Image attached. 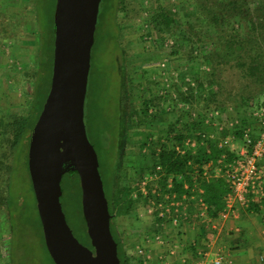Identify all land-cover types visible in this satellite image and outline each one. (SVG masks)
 <instances>
[{
	"label": "rangeland",
	"instance_id": "rangeland-1",
	"mask_svg": "<svg viewBox=\"0 0 264 264\" xmlns=\"http://www.w3.org/2000/svg\"><path fill=\"white\" fill-rule=\"evenodd\" d=\"M48 1L47 7L52 4ZM31 4L32 0H0V115L4 111L9 115L28 111L26 99L30 98L32 88L28 73L38 46ZM162 10L177 20L170 33L160 31L154 21ZM1 12L9 18H3ZM193 12L192 0H100L99 3L84 124L103 181L106 184L111 177L118 189L127 191L121 204L132 201L130 212H119L118 207L112 217L119 237L126 236L128 246L133 245L131 262H142L139 255L135 256L134 246L141 241V245L144 244L147 239L152 247L160 243L187 244L188 228L182 223L190 224V205L195 199L199 202L197 178L200 176L204 180V173L218 177L224 174L225 164L232 160L226 157L227 152L236 156L243 146L239 135L241 122L253 124L251 110L249 113L242 106L237 94L239 87H248L243 80H234L223 73L222 93L217 97L219 104L207 102L210 92L216 93L219 88L217 84L207 83L210 65L202 63L203 56L211 49L210 42L197 45L190 40L189 27L194 25V19L188 14ZM44 14L40 23L47 27L50 9ZM246 18L243 15L244 23ZM13 23L18 27H13ZM240 26L243 33L244 24ZM44 27L41 37L45 42L46 62L51 43ZM203 30L210 31V36L215 35L209 26ZM190 47L194 50L191 54ZM263 83L264 77L259 84L253 79L250 86L257 92L259 87L264 88ZM243 92H250V88ZM130 99L133 114L126 124L125 108ZM150 101L152 107L144 114L143 102ZM27 136L29 138L30 132ZM28 138L22 141L13 160L9 209L0 210V264H53L44 245L27 170ZM163 149L194 159L206 154L215 161L201 169L191 160L187 167L193 187L186 189L188 182L181 174L166 176L161 167L157 168L158 155ZM3 151L0 148V153ZM218 152H222L221 155ZM12 159V156L8 158L9 163ZM3 173L0 155L1 189L6 178ZM211 179L216 178H209V181ZM180 182L187 191L178 196L174 184ZM61 187L60 206L67 226L74 238L85 245L88 238L76 177L63 176ZM252 204L243 208L261 211L264 198ZM156 236L160 237L159 241L155 240ZM186 247L192 257H197L192 244ZM166 254L172 255L169 251ZM240 254L245 255L244 252L232 255ZM260 255L252 259L260 260ZM234 263L238 264L230 256L224 264Z\"/></svg>",
	"mask_w": 264,
	"mask_h": 264
},
{
	"label": "water",
	"instance_id": "water-1",
	"mask_svg": "<svg viewBox=\"0 0 264 264\" xmlns=\"http://www.w3.org/2000/svg\"><path fill=\"white\" fill-rule=\"evenodd\" d=\"M100 0H55L49 90L30 132L27 170L44 243L54 264H120L108 202L84 124L91 49ZM79 179L90 247L78 242L61 206L62 176Z\"/></svg>",
	"mask_w": 264,
	"mask_h": 264
},
{
	"label": "trees",
	"instance_id": "trees-1",
	"mask_svg": "<svg viewBox=\"0 0 264 264\" xmlns=\"http://www.w3.org/2000/svg\"><path fill=\"white\" fill-rule=\"evenodd\" d=\"M51 2L52 4L48 7V0H32L31 4L32 10L35 14L32 24L38 36V46L34 56L33 65L28 73L32 81V88L29 93L30 98L26 99L28 111L21 112L16 115H9L4 111V113H1L0 115V148L4 149V151L0 153L1 166L3 167V174L6 177L4 187L2 189L0 188L1 211L9 209L10 179L13 173V160L15 154L17 153L22 141L25 138H28L27 133L31 132L42 110L49 90L53 54V11L55 0H51ZM192 2L194 5V12L188 14L190 18L194 19V25H190L189 27L190 37H192L190 40H193V43L196 42L197 45L202 44V42H210L211 49L208 55L203 56L202 63L208 62L210 65L211 72L206 76L207 83L217 84L219 88L216 93H214V91L210 92L207 102H215L219 104L217 102V97L222 93L220 80H223V73H226L231 75L234 80L238 78L245 81L246 84L244 85H248L250 88V92L244 93L243 90L249 88L239 87L237 93L240 96L239 100L243 103L242 106H245L250 113V110L257 106L264 96V88L260 89L259 87L257 92H255L253 87L250 86V82L253 79L259 84L260 79L264 77V0H192ZM48 8L51 13L50 20L48 21L47 27H44L40 23V17L45 15L44 13ZM1 13L3 18H9V16H7L8 14L4 12ZM243 15L247 17L244 20L246 24L242 21ZM15 17L16 16H14V18ZM236 19L238 20L236 21ZM154 21L157 23L158 29L165 33H170L172 26L177 24V20L168 15L165 10H162L161 13L157 14ZM11 23L12 21L10 24ZM240 24H244L243 33L240 31ZM12 25L13 27H18V24L15 23ZM206 26H209V28L213 30L215 33L214 36H210V31L204 32L203 29ZM43 27L45 28L48 39L51 43V53L49 54L46 62L44 61L43 48L45 42L41 37ZM8 28L9 27L5 29L7 33L9 31L7 30ZM190 49L191 54L194 50L193 47H190ZM199 79L200 78L197 80L200 85L201 81ZM187 98L189 97H186V99ZM241 102L238 103L242 104ZM143 103V113L146 114L149 107H152V101ZM220 106L223 105L220 104ZM125 109H127L125 118L126 124H128L133 114L131 99L128 101V105ZM250 124L251 122L248 123L245 120L241 122L239 128V135L241 138L243 130L249 127ZM202 137H204V135ZM218 153L215 155H221L222 152ZM227 153L226 157L228 159H232L234 157L230 154V152ZM11 156L13 159L11 163H9L8 158ZM158 159L159 166L161 167L164 175L168 176L181 174L183 178H186V181L188 182L186 189H192L193 187L192 177L190 176V171L187 167L191 160H194V162L201 169L206 164H209L210 161H215L214 159L207 157L206 154H200L198 159H194L190 155L179 156L176 153L174 154L173 152L164 149L159 153ZM99 173L101 176L100 170ZM63 176H75L79 184V179L75 172H65ZM101 181L105 197L108 202L109 213L111 215L110 230L113 239L117 243V255L120 260V264H128L129 258L126 256L124 243L114 228L112 217L114 216V213L118 211V207H120L119 212H130L132 201H125L124 204L120 203L122 197L126 199L127 191L118 189L116 181L112 180L111 177H109L106 184L103 181L102 176ZM197 181L199 182V187L202 190L200 197L203 203L207 206V214L212 217L217 216L223 208V198L225 193L228 191L227 185H225L221 179H211L210 181L205 182L200 176L197 178ZM174 186H176V193L178 196H180L181 193H186L187 191L183 190L184 186L182 182L175 183ZM82 221L85 227L83 217ZM86 237L88 238L87 232ZM85 245L90 247L89 238Z\"/></svg>",
	"mask_w": 264,
	"mask_h": 264
},
{
	"label": "crops",
	"instance_id": "crops-1",
	"mask_svg": "<svg viewBox=\"0 0 264 264\" xmlns=\"http://www.w3.org/2000/svg\"><path fill=\"white\" fill-rule=\"evenodd\" d=\"M200 213H205L204 207L195 199L189 208L190 224L182 223L188 228L186 245L192 244L194 253H198L197 257H192L185 244L178 245L176 242V244L161 245L160 243L158 247H152L147 239L144 244L141 245V241L134 246L135 256H138L137 246L144 248V256L139 257L142 262H131L129 257L133 256V245L128 246L125 236L122 237V242L126 256L129 258L128 264H198V261L203 258L207 260L206 264H211L210 261L217 255L224 256V263L231 256L238 264H264L263 208L261 211L254 212L239 207L226 219H221L218 215L211 217L207 214V221L200 217ZM152 242L157 245L155 240ZM168 251L172 254L171 256L166 254ZM234 252H244L245 255H232ZM259 253L261 259L253 260L252 257ZM234 256L239 257L240 260Z\"/></svg>",
	"mask_w": 264,
	"mask_h": 264
},
{
	"label": "built area",
	"instance_id": "built-area-1",
	"mask_svg": "<svg viewBox=\"0 0 264 264\" xmlns=\"http://www.w3.org/2000/svg\"><path fill=\"white\" fill-rule=\"evenodd\" d=\"M250 117L252 126L243 130V146L239 152L225 164L224 174L208 176L204 173V181L208 182L209 178L223 180L227 185V192L223 198V208L218 214L221 219H226L233 215L238 207L247 208L252 203H257L264 198V96L259 104L252 108ZM209 166V164L207 165ZM157 168H160L158 166ZM205 168V167H203ZM187 188V187H186ZM198 192L201 196L202 190L199 187ZM199 203L204 207L205 213H200V217L208 220L207 206L199 199ZM160 237L156 236L155 240L159 241ZM136 253L144 256V250L141 246L136 247ZM224 256L217 255L213 258L211 264H223ZM206 259H201L198 264H206Z\"/></svg>",
	"mask_w": 264,
	"mask_h": 264
}]
</instances>
